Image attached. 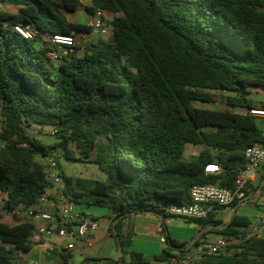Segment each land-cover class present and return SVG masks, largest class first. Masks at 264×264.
I'll return each instance as SVG.
<instances>
[{
	"label": "trees",
	"instance_id": "trees-1",
	"mask_svg": "<svg viewBox=\"0 0 264 264\" xmlns=\"http://www.w3.org/2000/svg\"><path fill=\"white\" fill-rule=\"evenodd\" d=\"M0 3L17 8L0 10V208L53 198L56 188L36 155H64L94 162L108 174L107 179L67 175L57 162L65 191L77 204L115 214L110 231L121 249V220L143 212L160 216L166 234L164 252L156 256L161 264L173 251L185 253L198 245L199 238L171 237L166 219L174 215L161 207L190 202L197 183L232 188L244 150L264 146L257 117L241 110L257 105L255 86L264 88V0ZM96 6L111 14V36L87 38L82 51L51 61L45 35L93 33L89 23L72 21L68 13L82 7L92 13ZM22 24L34 27L36 37L21 35L15 26ZM215 92L226 94L227 108L197 105L214 102ZM34 125L52 127L57 140L46 143L31 134ZM188 144L202 148L186 157ZM208 162L223 171L206 174ZM3 210L0 264H12L16 252L32 249L37 229L31 221L13 223ZM215 210L189 220L201 223L203 236L218 232L241 240L234 253L210 256L203 264H264V237L245 236L251 219L235 210L225 220L215 217ZM130 254L135 264L147 262L141 252ZM61 257L60 264H71L72 250ZM101 260L87 257L81 264Z\"/></svg>",
	"mask_w": 264,
	"mask_h": 264
},
{
	"label": "built area",
	"instance_id": "built-area-1",
	"mask_svg": "<svg viewBox=\"0 0 264 264\" xmlns=\"http://www.w3.org/2000/svg\"><path fill=\"white\" fill-rule=\"evenodd\" d=\"M8 5L0 3V6ZM89 25L93 33L99 36L109 37L112 34L111 14L102 7L96 6L91 13ZM16 30L27 39H33L37 30L29 24L16 25ZM49 50L47 57L54 63H60L64 55L79 50L77 37L72 34L49 33L45 35ZM239 110V109H237ZM244 113H250L255 117L264 119V105H255L252 108L241 109ZM245 162L239 168L232 188L223 187L218 183H197L191 187V201L184 204L169 203L161 208L165 213L185 217L188 219H202L209 216L215 209L228 208L234 201H245L249 198L253 184L260 178L264 168V146L252 145L244 150ZM206 174H218L223 171L216 162L206 163ZM45 173L47 179L57 186L53 198L44 195L40 203L33 206L19 205L5 211L18 221H31L36 225L37 232L46 236H58L60 243L51 242L49 249L56 248L73 250L84 244L92 246V237L99 228V221L77 210V203L65 191V179L61 174L57 161L50 158L46 164ZM3 195V194H2ZM51 201L53 209L45 210L41 203ZM246 237H264V209L262 214L247 228ZM241 238L236 235H223L215 241H205L195 252H185L171 256L166 264H203L210 256L228 251L234 253L235 245ZM28 264H39L31 260Z\"/></svg>",
	"mask_w": 264,
	"mask_h": 264
},
{
	"label": "crops",
	"instance_id": "crops-1",
	"mask_svg": "<svg viewBox=\"0 0 264 264\" xmlns=\"http://www.w3.org/2000/svg\"><path fill=\"white\" fill-rule=\"evenodd\" d=\"M91 2L92 0L90 1L85 0V3H91ZM86 11H87L86 17L88 20H90L92 14L88 10ZM69 19L75 21V19H72L70 17ZM87 38L88 39L93 38L92 33L89 34ZM55 188H57V186H55L54 189ZM256 189H258L259 191ZM249 195L250 196L248 199H246L245 201H239L236 206L216 209L215 217L229 220L231 219L232 213L235 210H237L239 214L249 217L251 221L254 222L262 214L264 209V168L262 170L260 178L256 181V183L253 184L252 190L250 191ZM41 206L45 210L53 209L51 201H45L41 203ZM77 210L79 209L77 208ZM107 210H108L107 215L109 219L106 225V230L96 231L95 233H93L92 237L94 238V244L92 246L101 242L106 237L107 232H110L111 234L110 227L112 226L115 214L112 213L109 209ZM79 211L84 213L83 210H79ZM86 215L99 220L98 216L96 215H89V214ZM173 217H178V216H173ZM170 218L171 217L166 219V223L169 222ZM183 218L186 220V222L192 224V228H189V234H187L186 236L177 234L174 230H172V228L168 224L167 227H168V232L172 238L178 240H188V241H192L194 239L199 238L200 243L198 245H193L190 251L188 252H195L199 248V246L205 241H214V240H209L207 236L208 234H206V236H203V229L201 223L194 222L185 217ZM16 222L17 221L14 219L13 223ZM120 232L123 235V240L125 241L123 249L119 247L120 260L110 259L106 254L99 252L97 253L96 256H86V257L103 258V260L101 261L92 262L90 264H135L136 261L130 254L131 251H137L143 253L144 257L147 260L145 264H161V262L156 259V256L152 255V252H150L151 243L157 245L159 244V242L152 240L155 237H158L161 243L162 244L164 243L166 245V234L163 230L161 219L158 214L153 212L133 213L125 217L123 220H121ZM135 235L142 236V239L139 242L141 246H138L137 244L138 242L134 238ZM51 242L60 243L61 239L56 235L46 236L38 233V235L35 238H32V243H33L32 249L29 252H23V251L16 252L12 264H28L31 260L38 261L39 264H60L62 262L61 252L65 250L60 249L59 247L54 250H50L48 246ZM85 245L86 244L82 245L80 243L78 247L83 248L85 247ZM165 247L163 248L165 249ZM72 253L74 257V249L72 250ZM173 253L174 255H178L181 252L173 251ZM164 264H166V262Z\"/></svg>",
	"mask_w": 264,
	"mask_h": 264
},
{
	"label": "rangeland",
	"instance_id": "rangeland-1",
	"mask_svg": "<svg viewBox=\"0 0 264 264\" xmlns=\"http://www.w3.org/2000/svg\"><path fill=\"white\" fill-rule=\"evenodd\" d=\"M90 1V0H86ZM81 10L75 13H68V17L75 19L76 21H81L83 23H88V19L86 17V9L84 7L80 8ZM0 10H8V11H17V8L13 4L8 5H2L0 6ZM89 34L83 33L81 35L76 36L78 40V46L80 47L79 51H82L85 48V44L87 41V36ZM99 35L96 33H92L93 39L98 37ZM104 38H109L106 36H103ZM253 97L256 99L257 105H264V88L255 86L252 90ZM214 102H196L198 106L205 107V108H227L226 104V94L224 92H215L214 93ZM257 124L260 128L264 129V119L257 117L256 118ZM29 131L33 135H37L41 138L42 141L46 143H52L57 140L55 134H53V128L46 125L45 127H38L36 125L29 128ZM201 146H196L193 144H188L187 149L185 152L186 157H193L196 154L199 153L201 150ZM93 153H95L96 149L92 150ZM57 152V151H55ZM54 152V153H55ZM36 158L40 160L42 163L47 164L50 158H53L57 160V162L60 164L61 168L63 169L64 173L67 175L72 176H81L85 178H100V179H107L108 174L104 172L96 163L91 161H80L75 159L67 158L64 155H60L59 158L53 157H44L41 154H37ZM0 205H3V201L0 200ZM77 208L79 210H83L85 214L89 215H96L99 218V228L97 231L106 230V225L108 222V210L105 207L101 206H95L90 205L87 203H81L77 205ZM4 208H0V210H3ZM4 212L7 213L4 209ZM8 214V213H7ZM172 230H174L177 234L186 236L189 234V228H192V224H189L186 222V220L183 217H171L169 222L167 223ZM171 230V231H172ZM38 235V232H34V236L32 238H35ZM209 240H217L219 237H222L218 232H210L208 233ZM134 238L138 242V246H141L139 243L142 239V236L135 235ZM152 240L159 242V244H153L151 243L150 252H152V255H160L164 252V248L166 245L161 243L160 239L158 237L153 238ZM102 252L103 254H106L108 258L113 260H120V252H119V246L116 242V239L113 235L110 234V232H107L106 237L99 243H97L94 246H89L88 244L85 245V247H76L74 249V257L71 259V264H81L84 258H87L86 256H96L97 253Z\"/></svg>",
	"mask_w": 264,
	"mask_h": 264
}]
</instances>
